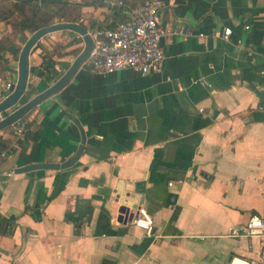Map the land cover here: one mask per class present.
<instances>
[{"label": "crops", "instance_id": "crops-1", "mask_svg": "<svg viewBox=\"0 0 264 264\" xmlns=\"http://www.w3.org/2000/svg\"><path fill=\"white\" fill-rule=\"evenodd\" d=\"M141 1L125 0L122 17ZM113 3L81 6L78 20L111 25ZM157 20L190 29L161 41L158 71L96 73L82 63L21 117L22 135L13 124L0 128L8 141L0 264H242L257 256V237L226 228L264 215V0H161ZM23 42L0 20V85L14 83ZM81 46L69 29L41 36L18 103L58 77ZM43 56L53 60L52 80L36 73ZM81 137L70 166L14 171L67 158ZM139 200L151 235L118 216L120 205L134 211Z\"/></svg>", "mask_w": 264, "mask_h": 264}, {"label": "built area", "instance_id": "built-area-1", "mask_svg": "<svg viewBox=\"0 0 264 264\" xmlns=\"http://www.w3.org/2000/svg\"><path fill=\"white\" fill-rule=\"evenodd\" d=\"M160 5L161 0H142L114 25L103 24L86 29L92 39V46L83 63L96 73H110L125 68L139 73L158 71L163 58L161 41L172 34L184 36L190 32L187 26L176 24L168 29L160 24L157 20ZM230 32V27L224 26L221 37L226 39ZM12 87L13 82L5 80L0 85V99ZM12 124L16 137L22 135L25 128L22 118L16 119ZM130 222L141 228L145 235L152 234L151 216L142 205L136 204ZM226 235L257 237V256L241 261L242 264H264V215L251 214L244 221L229 225Z\"/></svg>", "mask_w": 264, "mask_h": 264}, {"label": "water", "instance_id": "water-1", "mask_svg": "<svg viewBox=\"0 0 264 264\" xmlns=\"http://www.w3.org/2000/svg\"><path fill=\"white\" fill-rule=\"evenodd\" d=\"M61 29H69L78 33L82 38V46L80 50L76 53L70 64L65 68V70L56 77L50 84L36 92L25 101L18 103L22 93L25 90V84L27 79L28 71V53L30 48L35 44V42L44 34ZM92 46V39L86 28L77 22H67V21H56L48 25L41 26L34 31L30 32L29 35L24 40L17 57V67H16V79L13 83L12 89L0 99V112H4L9 108L10 111L6 112L0 118V128L12 124L16 119L22 117L27 113L32 107L40 103L45 98L51 96L56 91H58L64 84H66L72 77L76 69L85 60L90 48ZM68 117L75 122V124L80 127L78 121L71 115L67 114ZM83 137L80 138L75 151L67 158L55 162V161H35L28 162L20 165L14 169L15 172H20L23 170H29L34 168H48V169H58L70 166L79 156L82 150ZM140 204V200L137 202ZM134 207V206H131ZM136 207V206H135ZM120 219L123 221H130L133 211L129 210L127 205H120L118 207Z\"/></svg>", "mask_w": 264, "mask_h": 264}, {"label": "trees", "instance_id": "trees-1", "mask_svg": "<svg viewBox=\"0 0 264 264\" xmlns=\"http://www.w3.org/2000/svg\"><path fill=\"white\" fill-rule=\"evenodd\" d=\"M110 1L114 2L111 5L112 13L110 15V24L114 25L117 21L123 19L121 9L125 0H0V20H7L11 32L19 33L21 41H24V30L32 32L41 26L56 21H77L86 29L100 26L101 23L94 19H89L86 23L79 21L80 7L84 5H105ZM79 50L80 47L76 49V52ZM36 73L37 75L44 74V78L52 80L56 73L53 60L43 56L42 68L37 70ZM37 137V131H33L30 134L31 140H35ZM7 145L8 141L6 138L0 136V155L7 154ZM21 145L24 148L26 143H22Z\"/></svg>", "mask_w": 264, "mask_h": 264}, {"label": "rangeland", "instance_id": "rangeland-1", "mask_svg": "<svg viewBox=\"0 0 264 264\" xmlns=\"http://www.w3.org/2000/svg\"><path fill=\"white\" fill-rule=\"evenodd\" d=\"M8 110V109H7ZM7 110H4V111H7Z\"/></svg>", "mask_w": 264, "mask_h": 264}]
</instances>
